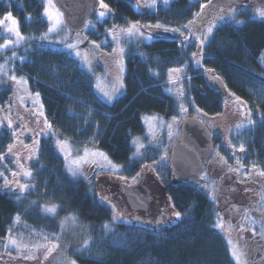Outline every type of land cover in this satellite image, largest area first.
Instances as JSON below:
<instances>
[{
  "label": "trees",
  "instance_id": "trees-1",
  "mask_svg": "<svg viewBox=\"0 0 264 264\" xmlns=\"http://www.w3.org/2000/svg\"><path fill=\"white\" fill-rule=\"evenodd\" d=\"M103 2L111 12L102 22H92L94 30L85 32L96 41L107 38V29L129 22L144 28L157 23L187 26L201 10L200 2L194 0H172L155 8L143 0ZM44 5V0H0V21L11 13L24 38L21 46L0 54V68L7 59L17 57L10 74L25 79L28 91L39 94L43 124H37H42L38 130L44 135L37 160L30 164L33 187L25 196L2 191L1 175L10 177L15 166L12 159L1 158L13 143L11 127L23 109L15 98L16 82L9 78L0 82V264L40 262V257L26 260L5 252L3 245L18 220L21 230L55 237L63 222H73L72 217L80 225L79 238L72 242L62 237L59 251L44 264H53L62 254L66 264H237L218 227L219 208L211 196L197 184L178 182L167 161L159 163L154 173L148 172L147 166H153L162 155L158 148L150 147L141 159L133 157V140L147 139L143 117L150 114L168 120L181 114L196 116L211 130L208 119L225 112L232 94L247 105L256 123L233 135L230 144L237 151L243 147V165L255 164L264 173V64L260 60L264 56V20L250 17L249 10L240 11L238 19L244 23H223L201 48L185 32L174 33L173 39L156 37L143 45V52L138 50L140 45L130 44L125 55V91L109 103L96 91V71L90 73L64 50L76 36L65 27L49 34ZM199 50L198 66L193 54ZM172 71L179 73L180 97L168 91ZM43 114L51 125L46 131ZM57 138L69 140L77 150L96 148L121 165L125 178L144 177L151 198L149 217L140 223L112 222V209L99 201L91 185L67 171L57 151ZM223 142L224 137L214 135L215 152L222 145L219 151L228 158ZM108 187L112 199L129 208L121 185L109 182ZM49 206H57V212L42 213ZM172 210L180 213L175 222L155 226V219H167Z\"/></svg>",
  "mask_w": 264,
  "mask_h": 264
},
{
  "label": "rangeland",
  "instance_id": "rangeland-1",
  "mask_svg": "<svg viewBox=\"0 0 264 264\" xmlns=\"http://www.w3.org/2000/svg\"><path fill=\"white\" fill-rule=\"evenodd\" d=\"M171 1L168 0V3L165 4L164 0H155V7L158 4L167 6ZM195 1L200 2L201 10L187 26L177 27L157 23L161 27H155L157 24L148 27L161 29L170 33L185 32L186 38L201 48L210 40L216 27L222 23L227 21H233L236 24L244 23V20H239L237 17L238 10L241 8L249 9V15L252 18L264 19V16L260 15V12L264 11V0ZM143 2L149 6L153 0H143ZM44 4L45 16L49 22V34L62 31L64 28L62 15L53 0H44ZM101 11H104L106 15L103 18L98 16L96 19L98 22H102L111 12V9L101 7ZM7 16L8 14L0 21V46L5 45L7 41H12V43L7 48L0 47V54H3L5 50L19 47L24 42L17 19L12 15V19H8ZM13 20L16 21V24H13ZM132 25H136L139 32L143 33V35L136 33L135 29L133 30V35H128L127 30ZM9 28L18 29L22 39L17 37L15 31L9 32ZM89 28L90 30H94L96 25L93 24ZM210 28L211 32H209ZM171 29H177V31H171ZM85 34L77 35L73 43L70 44L73 47L67 45L64 47V50L74 56L81 66L90 73L93 74V71H96V91L106 102L111 103L118 95L120 96L124 93L125 55L127 48L130 44L144 45L145 43H150L154 40V36L150 32H146L136 22H129L126 26L107 29L105 33L107 38L100 39L99 41L89 39ZM148 36H152V39H148ZM138 50H143V46H140ZM200 53L201 50L195 55V62L198 66L201 64ZM16 59V56L7 59V63L0 68V82L7 81V78H9L8 81L12 80L16 82L14 89L15 98H17V102H19L23 109V111L18 113V118L15 122L13 121L15 124L11 127L14 131L13 143L1 158L12 159L15 169L10 172V177L1 175L4 178L1 188L4 192L19 193L21 196H25L26 192L33 187V173L30 164L36 161L38 157L39 140L43 134L38 129L43 124L40 119L43 107L39 96L28 91L25 79L18 77L15 80L12 79L13 75L10 74V70L16 64ZM260 60L264 64V56ZM170 77L168 91L180 97L179 73L172 71ZM215 83H218L217 87L222 86L219 82ZM228 96L225 112L213 120H208L212 125L213 132L217 136L224 137L223 143L229 152V157L226 158L221 154L219 150L222 145H219L218 150L214 152L215 157L211 166L202 176L201 183L198 186L205 193L209 194L217 204L219 208V229L227 237L237 264H264V173L255 164L243 165L241 160L243 157L242 151L240 149L239 151L234 150L233 146L230 145L232 142L230 138L253 127L256 119L245 103L234 99L232 94ZM183 117L184 114H181L179 118L171 120L151 114L143 117L147 139L136 137L133 140V145L135 146L133 157L141 159L144 151L150 147L158 148L162 155L153 166H147L148 172L154 173L159 163L168 162L170 148L179 135V128ZM43 121L46 124L45 131L50 129L48 127L49 122L44 119V114ZM40 122L42 124H37ZM55 144L59 155L65 161L66 169L70 175L74 179L89 183L99 201L112 209V222H125V224L132 221L133 223L137 222L134 219L139 217V213L133 212L127 207L125 208L123 203L112 199L108 183H118L122 184V186L123 184L133 185L136 184L139 176L134 178L123 177L121 165L112 161L106 154L98 151L96 148L86 147L85 149L77 150L75 145L69 140L59 138L55 140ZM10 148L11 151H9ZM233 165L236 167L233 168ZM29 172L31 175H26ZM21 186H27L23 192L21 191ZM257 191L259 193H256ZM244 203L249 206L254 204L256 209L252 215L244 216L239 222L237 219H234V216ZM232 206H235V208ZM55 207L57 212L58 207ZM45 208H42V213H48L44 210ZM176 220V212L172 210L169 217L161 223H170ZM19 222L20 220L15 224L16 226L3 245V248L8 255L11 254L21 259L31 260L40 257L39 264H44L51 256L56 255L60 248L59 240L62 237H67L70 241L75 242V239H78L81 233L80 225L74 221L71 223L63 222L60 233L55 237L52 234L43 235L33 231L21 230ZM11 240H15L17 242L16 245H13ZM53 245H56V247L53 248ZM47 249H51L50 253H47ZM45 255H47V258H45ZM65 260L66 258L63 254L59 255L55 258L53 264H66Z\"/></svg>",
  "mask_w": 264,
  "mask_h": 264
},
{
  "label": "water",
  "instance_id": "water-1",
  "mask_svg": "<svg viewBox=\"0 0 264 264\" xmlns=\"http://www.w3.org/2000/svg\"><path fill=\"white\" fill-rule=\"evenodd\" d=\"M63 15L66 28L73 34L84 31L89 21L94 19L100 9V0H53ZM136 0H123L134 3ZM154 35L173 37L171 33L150 29ZM181 133L172 144L170 167L178 182L199 181L207 163L213 155V136L206 124L197 117L189 116L181 125ZM122 193L133 211H147L150 195L144 186V177L133 187H122Z\"/></svg>",
  "mask_w": 264,
  "mask_h": 264
},
{
  "label": "snow or ice",
  "instance_id": "snow-or-ice-1",
  "mask_svg": "<svg viewBox=\"0 0 264 264\" xmlns=\"http://www.w3.org/2000/svg\"><path fill=\"white\" fill-rule=\"evenodd\" d=\"M164 3L167 4V3H168V0H164ZM100 6H101L102 8H104V9H108V7H109L107 4H105V3L103 2V0H100ZM149 6H150V7H155V0H153L152 4L149 5ZM232 11L234 12V10H232ZM105 15H106V13H105L104 11H101V12L99 13V17H101V18H103ZM260 15H261V16H264V11L260 12ZM7 18H8V19H12L11 13L8 14ZM57 22H58V21H57ZM13 24H16V21H15V20H13ZM155 27L159 28V27H161V26H160L159 24H157ZM134 29L136 30V33H138L139 35H143V33H140V32H139V30H138V28H137L136 25H132V26L127 30V34H128V35H133V34H134V32H133ZM8 31H9V32H13V31H15V34L17 35V37H20V33H19L18 29L9 28ZM171 31H177V29H171ZM209 32H211V28L209 29ZM20 38L22 39V37H20ZM43 38H44V37H42V39H43ZM147 38H148V39H152V36H148ZM11 43H12V41H7V42L5 43V45L0 46V47L7 48ZM201 43H203V41H201ZM69 47H73V46H72V45H69ZM77 55H79V53H77ZM193 55L195 56L196 54L194 53ZM12 79L15 80L16 77L13 76ZM38 95H39V94L37 93V96H38ZM10 126H11V122H9V127H10ZM48 127L50 128L51 125H49ZM134 143H135V141H134ZM141 147H142V145H141ZM9 151H11V148L9 149ZM241 151H243V147H241ZM26 175H29V176H30L31 173H30V172H29V173H26ZM26 187H27V186H21V191L23 192L24 189H25ZM44 210H45L46 212H48V213L55 214V212H56V207H55V206H52V207H46ZM176 216L179 218L180 213H176ZM71 219H72L73 221H75V217H72ZM114 219H115V217H114ZM105 227L107 228V225H105ZM218 227H219V225H218ZM11 243H12L13 245H16L17 242H16L15 240H11ZM52 247L55 248L56 245H53ZM46 251H47V253H50L51 249H47ZM26 258H28V257H26ZM32 258H34V257H32ZM45 258H47V255H45ZM73 264H74V262H73Z\"/></svg>",
  "mask_w": 264,
  "mask_h": 264
},
{
  "label": "flooded vegetation",
  "instance_id": "flooded-vegetation-1",
  "mask_svg": "<svg viewBox=\"0 0 264 264\" xmlns=\"http://www.w3.org/2000/svg\"><path fill=\"white\" fill-rule=\"evenodd\" d=\"M209 167H207L208 169ZM206 169V171H207ZM256 193H259L258 191ZM235 208V206H232ZM256 209V206L254 204H251V206H249L248 204L244 203L242 205V207L240 209H238V213L235 214L234 219H237L239 222L244 218V216H250L253 214L254 210ZM158 212V211H157ZM159 214H161V212L159 211ZM141 216H147L146 214H141Z\"/></svg>",
  "mask_w": 264,
  "mask_h": 264
}]
</instances>
